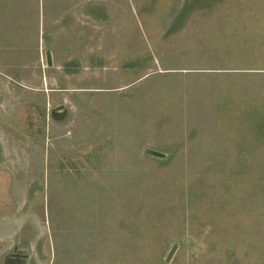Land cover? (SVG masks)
I'll return each instance as SVG.
<instances>
[{
  "label": "rangeland",
  "instance_id": "1",
  "mask_svg": "<svg viewBox=\"0 0 264 264\" xmlns=\"http://www.w3.org/2000/svg\"><path fill=\"white\" fill-rule=\"evenodd\" d=\"M132 4L139 39L169 72L142 83L147 93L134 87L125 98L102 97L118 120L101 126L120 133L118 147L106 150L116 167H98L103 135L97 121L83 131L80 97L57 126L26 121V141L17 142L26 167H0V215L14 212L7 219L16 221L6 222V241L31 251H15L27 264H264V0ZM183 68L201 72L185 76ZM182 103L192 121H159L179 130L195 122L205 137L198 148L136 153L141 136L159 126L155 114ZM215 134L218 146L209 140ZM90 137L98 144L92 159Z\"/></svg>",
  "mask_w": 264,
  "mask_h": 264
},
{
  "label": "crops",
  "instance_id": "2",
  "mask_svg": "<svg viewBox=\"0 0 264 264\" xmlns=\"http://www.w3.org/2000/svg\"><path fill=\"white\" fill-rule=\"evenodd\" d=\"M144 53V69L139 71V54ZM153 63L157 64L158 69ZM159 65L147 41L139 39L138 10L132 0H0L2 172L9 173L11 166L21 170L26 167L23 159L25 154L21 153L17 145L20 138L26 141V121H35L38 116L49 128L57 126L58 121L67 120V109L76 97L81 99L83 131H88L97 121L98 130L103 135L99 140L104 144L98 150V167H116L113 158H110L113 155H108L106 150L113 148L115 143L118 147L120 133L113 124L107 128L103 126L102 130V122L112 120L111 110L105 107L106 101L102 97L112 95L110 100L113 101L122 94L125 98L134 87L137 94L147 93L148 89L141 84L153 74L164 75L170 70ZM180 72L186 76L201 71L183 68ZM182 84L185 89L186 85H190L186 80ZM182 105L184 109H190L182 103L177 110H167V116L160 109L161 114L156 113L155 118H158L157 121H192V117L185 118ZM180 113L184 118H181ZM162 115L165 119H161ZM193 117L196 121L197 116ZM112 121L118 120L115 118ZM149 121L155 120L152 117ZM160 121L154 122L159 123V126L152 132L144 134L143 138L141 136L136 153L143 149L149 155V150L166 154L173 151L187 153L197 149V145L205 138L201 134V127L195 122L187 124L186 129L183 125L181 131L178 128L180 125L175 122L162 125ZM166 128L169 132L163 133ZM207 128L209 131V126ZM215 136L209 140L218 146L220 140ZM87 143H93L88 154L92 159L98 144L91 137ZM166 145H169L167 150L164 149ZM173 145L175 147H170ZM124 149L131 152L129 157L132 154L134 156L131 146L130 149ZM8 157H15V161L6 160ZM104 158L106 160L103 162ZM18 169H15L16 173ZM13 213L4 212L0 215V224L3 225L0 226V264H27V261H23L25 255L16 252L31 251L19 248L20 244L16 240L13 247L6 241V222L12 220V217L7 219V216ZM14 221L15 218L9 224ZM14 227L17 229V224ZM4 255L9 260H5Z\"/></svg>",
  "mask_w": 264,
  "mask_h": 264
},
{
  "label": "trees",
  "instance_id": "3",
  "mask_svg": "<svg viewBox=\"0 0 264 264\" xmlns=\"http://www.w3.org/2000/svg\"><path fill=\"white\" fill-rule=\"evenodd\" d=\"M239 37V35L237 36V38ZM244 39H245V41H249L248 43H250V44H252L253 43V41H255L256 39H255V36L254 35H246L245 37H244ZM249 44V45H250ZM243 45H248L246 42L245 43H243ZM258 46V45H257ZM232 47H235V49H236V55H241L242 53H243V50H241V46L240 47H238L237 46V44L236 45H232ZM224 60H227V62H228V59H224ZM234 61L235 62H239L240 63V60L239 59H234ZM256 64H258V62H255V65H253V66H256ZM219 69V68H218ZM222 69V68H221Z\"/></svg>",
  "mask_w": 264,
  "mask_h": 264
},
{
  "label": "water",
  "instance_id": "4",
  "mask_svg": "<svg viewBox=\"0 0 264 264\" xmlns=\"http://www.w3.org/2000/svg\"><path fill=\"white\" fill-rule=\"evenodd\" d=\"M47 61L49 62V54L47 53ZM149 153H151L152 155H157V156H161L162 154L157 152V151H152V150H149L148 151ZM176 247V244H173L172 248L170 249L167 257H166V262L170 259L171 255L173 254V251Z\"/></svg>",
  "mask_w": 264,
  "mask_h": 264
}]
</instances>
